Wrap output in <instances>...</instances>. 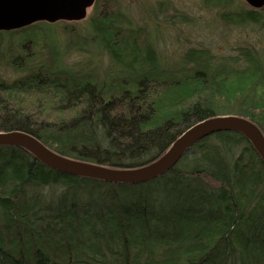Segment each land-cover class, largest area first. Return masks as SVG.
Here are the masks:
<instances>
[{
    "label": "trees",
    "instance_id": "trees-1",
    "mask_svg": "<svg viewBox=\"0 0 264 264\" xmlns=\"http://www.w3.org/2000/svg\"><path fill=\"white\" fill-rule=\"evenodd\" d=\"M216 3L226 24L264 26L261 10ZM121 5L96 0L89 22L110 61L103 75L44 52L21 67L18 53L0 48V65L21 74L0 76V133L26 132L65 158L119 170L159 159L216 117L244 118L264 135L263 47L243 44L228 56L190 48L166 60ZM66 23L75 45L87 43ZM48 24L0 37L25 32L34 43L32 32ZM0 264H264V163L243 135L220 132L162 177L123 185L0 147Z\"/></svg>",
    "mask_w": 264,
    "mask_h": 264
},
{
    "label": "rangeland",
    "instance_id": "rangeland-1",
    "mask_svg": "<svg viewBox=\"0 0 264 264\" xmlns=\"http://www.w3.org/2000/svg\"><path fill=\"white\" fill-rule=\"evenodd\" d=\"M120 2L128 24L135 29L141 28L146 31L151 42L166 60L178 59L190 48L206 47L218 56H228L233 53V48L243 44L264 48L263 25L254 27L251 24L242 26L226 24L221 17L222 7L215 4V0H120ZM233 4L238 8L240 6L252 9L244 0H233ZM260 12L261 18H264V9ZM93 15L94 6L80 22L44 25L40 27L43 31L38 28L32 35L39 39L46 37L48 41L54 40L53 38L62 41L63 66L75 71H95L103 75L110 66L107 54L100 51V48L91 47L88 51H83L74 44V37L65 31L63 24L74 25L84 38L90 40L88 27ZM3 37L2 50L8 52L12 49L19 54L18 48L23 41L28 40V34L25 32L14 36L5 34ZM0 75L7 80H14L21 74L6 65H0Z\"/></svg>",
    "mask_w": 264,
    "mask_h": 264
},
{
    "label": "water",
    "instance_id": "water-1",
    "mask_svg": "<svg viewBox=\"0 0 264 264\" xmlns=\"http://www.w3.org/2000/svg\"><path fill=\"white\" fill-rule=\"evenodd\" d=\"M251 7H264V0H245ZM95 0H0V31L20 30L39 22H78L86 18ZM220 132L243 135L264 163V135L251 121L237 116L205 120L182 134L159 159L143 167L118 170L96 166L57 155L37 139L17 132L0 133V146L31 152L44 165L81 178L113 184L137 185L156 179L172 169L197 142Z\"/></svg>",
    "mask_w": 264,
    "mask_h": 264
},
{
    "label": "bare ground",
    "instance_id": "bare-ground-1",
    "mask_svg": "<svg viewBox=\"0 0 264 264\" xmlns=\"http://www.w3.org/2000/svg\"><path fill=\"white\" fill-rule=\"evenodd\" d=\"M245 1V0H244ZM95 2H96V0H95ZM247 5H249L247 2H245ZM95 4V3H94ZM215 4H217L216 3V0H215ZM218 5V4H217ZM94 6V5H93ZM219 6V5H218ZM250 6V5H249ZM251 7V6H250ZM92 8V7H91ZM253 10H263L264 9V7L263 8H260V9H255V8H253V7H251ZM89 10V9H88ZM88 13V12H87ZM87 17V16H86ZM60 22H65V21H60ZM78 22H80V21H78ZM39 23H47V22H39ZM57 23H59V22H57ZM37 24V23H36ZM55 24V23H54ZM31 26H33V25H31ZM21 30V29H20ZM14 31H16V30H10V31H0V33H7V34H9V33H11V32H14ZM90 34V33H89ZM3 38L4 37H0V48H1V50L3 49ZM41 39H39V38H35V42H34V45H32V42L31 43H27L26 41H23V43L21 44V46L18 48V52H20V54L18 53V54H16V56H19V57H21V67H23V66H26V65H29L33 60H34V58L36 59V57L37 56H39L40 55V52H44V54H46L47 55V57L48 56H51L50 58H49V60H51V59H57L58 61H59V63H60V65H62L63 66V55H62V47H63V44H62V41H60L58 38H53L54 40H50V41H48V39L46 38V37H40ZM91 39L89 40L88 39V41H87V43H83L82 45H81V47H79V48H81L83 51H88L91 47L94 49H96V48H99V45L97 44V42H95V41H92V34H91V37H90ZM86 40H87V38H86ZM26 42V44H24ZM88 46V49H86V47ZM12 63L14 64V60L12 61ZM83 71V70H82ZM81 71V72H82ZM1 76V75H0ZM259 129V128H258ZM261 131V130H260ZM10 132H17V133H22V134H25V135H29V136H31V137H33V138H35V139H37L36 137H34V136H32L31 134H29V133H26V132H22V131H9V132H2V133H10ZM38 140V139H37ZM39 141V140H38ZM41 143V142H40ZM42 144V143H41ZM45 146V145H44ZM0 147H13V146H0ZM46 147V146H45ZM16 148H19V147H16ZM19 149H23V148H19ZM49 149V148H48ZM23 150H25V151H27L26 149H23ZM50 150V149H49ZM50 151H52V150H50ZM28 153H30L38 162H40L31 152H29V151H27ZM52 152H54V151H52ZM55 154H57L56 152H54ZM57 155H59V154H57ZM61 156V155H60ZM156 161V160H155ZM263 161V160H262ZM154 162V161H153ZM180 162V161H179ZM178 162V163H179ZM41 164H43L42 162H40ZM88 164H90V163H88ZM44 165V164H43ZM92 165H95V164H92ZM177 165V164H176ZM175 165V166H176ZM44 166H46V165H44ZM96 166H99V165H96ZM174 166V167H175ZM46 167H48V166H46ZM101 167H103V166H101ZM173 167V168H174ZM48 168H50V167H48ZM105 168H107V167H105ZM172 168V169H173ZM50 169H52V168H50ZM172 169H170L169 171H167L166 173H164V174H162L161 176H159V177H157L156 179H158V178H160V177H162L163 175H165V174H167L168 172H170ZM52 170H54V169H52ZM119 170V169H118ZM121 170H126V169H121ZM127 170H129V169H127ZM131 170H133V169H131ZM55 171H57V170H55ZM57 172H59V171H57ZM59 173H62V172H59ZM62 174H65V173H62ZM65 175H68V174H65ZM69 176H71V175H69ZM74 177V176H73ZM81 178V177H80ZM85 179H89V178H85ZM156 179H154V180H156ZM89 180H96V181H100V182H104V181H101V180H97V179H89ZM151 181H153V180H151ZM151 181H149V182H151ZM105 183H107V182H105ZM146 183H148V182H145V183H142V184H146ZM111 184H113V183H111ZM123 185H127V184H123ZM137 185H141V184H137ZM99 200V199H98ZM97 200V202H98V207H99V209H100V207L102 208V206H103V203L104 202H99ZM100 211L101 212H103V209L101 210L100 209Z\"/></svg>",
    "mask_w": 264,
    "mask_h": 264
},
{
    "label": "flooded vegetation",
    "instance_id": "flooded-vegetation-1",
    "mask_svg": "<svg viewBox=\"0 0 264 264\" xmlns=\"http://www.w3.org/2000/svg\"><path fill=\"white\" fill-rule=\"evenodd\" d=\"M17 31V30H16ZM15 32V31H14Z\"/></svg>",
    "mask_w": 264,
    "mask_h": 264
}]
</instances>
